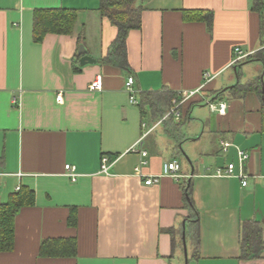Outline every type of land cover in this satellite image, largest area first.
Segmentation results:
<instances>
[{
  "label": "crops",
  "instance_id": "crops-1",
  "mask_svg": "<svg viewBox=\"0 0 264 264\" xmlns=\"http://www.w3.org/2000/svg\"><path fill=\"white\" fill-rule=\"evenodd\" d=\"M100 5L0 0V206L22 187L34 192L15 215L14 248L0 251V264H264V104L256 92L239 97L232 89L263 72L247 60L264 48L252 0H134L142 13L126 40L129 70L104 59L118 30ZM58 8L76 10L73 32L36 42L35 11ZM198 11L213 13L210 26L186 16ZM82 45L95 63L81 65ZM236 48L249 54L239 74ZM205 72L214 76L207 84ZM98 76L102 89L92 90ZM194 90L179 119L165 118L169 101L140 106L145 92ZM220 103L225 114L211 108ZM237 147L249 154L247 185ZM140 150L148 152L144 176L135 173ZM175 158L178 179L164 174ZM230 163L234 176L216 175ZM149 177L159 182L145 184ZM251 222L262 249L245 258ZM46 239H73L77 253L41 256Z\"/></svg>",
  "mask_w": 264,
  "mask_h": 264
},
{
  "label": "trees",
  "instance_id": "trees-1",
  "mask_svg": "<svg viewBox=\"0 0 264 264\" xmlns=\"http://www.w3.org/2000/svg\"><path fill=\"white\" fill-rule=\"evenodd\" d=\"M252 9L260 14V37L264 44V0H252ZM100 11L103 16L116 26L118 32L112 43L110 53L104 58L107 62L119 65L125 70L130 69L127 52V36L130 30L141 27V7L134 6V0H101ZM193 19L203 20L210 26L212 24L213 13L210 11H198L194 14L187 13ZM77 20V12L73 9H40L35 11L34 15V39L41 42L48 33L71 34ZM250 61H260L263 64L262 74L247 84L238 83L232 87L233 91L239 97H244L249 92H256L264 104V48L258 50L255 54L248 57ZM245 60V61H247ZM243 62L238 63L236 69ZM239 74V70L237 71ZM142 102L156 109L157 105L169 101L173 105V98L177 97L170 92L163 95L155 92L142 93ZM145 102V103H143ZM189 206L194 207L190 188L185 187ZM34 203V192L27 187H22L13 194L6 204L0 206V251H11L14 248L15 215L21 207L32 205ZM70 223L74 221V210L72 212ZM246 234L242 240L243 257H259L262 246L260 244V229L253 222L247 224ZM76 242L73 239H46L42 242L40 255L46 257L53 256H74L77 253Z\"/></svg>",
  "mask_w": 264,
  "mask_h": 264
},
{
  "label": "built area",
  "instance_id": "built-area-1",
  "mask_svg": "<svg viewBox=\"0 0 264 264\" xmlns=\"http://www.w3.org/2000/svg\"><path fill=\"white\" fill-rule=\"evenodd\" d=\"M248 56H249L248 53H244L240 48H236L235 60L233 61V65L238 64L239 62L246 59ZM213 78H214V76L210 72L204 73V80H205L206 84L209 83L211 80H213ZM135 82H136L135 77L132 75H130L128 77L127 82H126V90H127V92H129V94L131 96L130 97L131 102L134 104L137 103ZM90 88L92 90H101L102 89V81H101L100 76H98V78L92 82V84L90 85ZM198 91L199 90L179 92L178 96L174 98L173 105L170 108L168 114L165 115V118H168V117L173 115L176 117V119H179L181 117V114H182L181 106L186 101H188L189 99L194 97L198 93ZM58 100L59 101L62 100L61 96H58ZM211 108L214 111H218L222 114H225L226 109H227V105L225 103H220L218 105L212 104ZM222 144H223L225 151H227L228 147L231 145L229 142H223ZM237 152H238V159H239L240 168L242 170L240 177L242 178L243 185H247V175L243 172V170H244V167H245L247 160L249 159V154L246 151H243L238 147H237ZM140 153H141L143 159L136 166L135 173L139 176H144L142 173V167L144 165H147V163H148V161L146 159L148 152L145 150H140ZM108 161L109 160L107 157H103L101 171L104 173H107L109 170L110 166L108 164ZM66 168H67L68 175L71 177V179L73 181H76L78 174L75 171V167L67 165ZM234 169H235V164L230 163L227 166V168H219L216 172V175L217 176H223V177H232L235 175ZM180 172H181V162L177 158L171 160L170 162H167L164 166V174L165 175H170V176H173L174 178L178 179V178L182 177ZM158 182H159V177H149L148 179L145 180V184H147V185H152V184H155Z\"/></svg>",
  "mask_w": 264,
  "mask_h": 264
},
{
  "label": "water",
  "instance_id": "water-1",
  "mask_svg": "<svg viewBox=\"0 0 264 264\" xmlns=\"http://www.w3.org/2000/svg\"><path fill=\"white\" fill-rule=\"evenodd\" d=\"M79 54L82 55V58H81V65L82 66H84L88 63H95L96 62L95 59H93L91 56H89L87 54V49L83 45L80 48ZM185 246H186V244H185ZM185 252H186V259H187V247H185Z\"/></svg>",
  "mask_w": 264,
  "mask_h": 264
},
{
  "label": "rangeland",
  "instance_id": "rangeland-1",
  "mask_svg": "<svg viewBox=\"0 0 264 264\" xmlns=\"http://www.w3.org/2000/svg\"><path fill=\"white\" fill-rule=\"evenodd\" d=\"M159 132H162V130H161V129H159Z\"/></svg>",
  "mask_w": 264,
  "mask_h": 264
}]
</instances>
